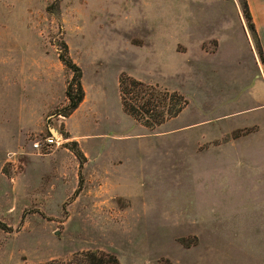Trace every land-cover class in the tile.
<instances>
[{"label":"rangeland","instance_id":"1","mask_svg":"<svg viewBox=\"0 0 264 264\" xmlns=\"http://www.w3.org/2000/svg\"><path fill=\"white\" fill-rule=\"evenodd\" d=\"M263 77L241 0H0V264H264Z\"/></svg>","mask_w":264,"mask_h":264},{"label":"trees","instance_id":"2","mask_svg":"<svg viewBox=\"0 0 264 264\" xmlns=\"http://www.w3.org/2000/svg\"><path fill=\"white\" fill-rule=\"evenodd\" d=\"M241 8L243 16L246 20L248 30L252 35V39L255 43V47L257 49V53L260 59L261 64L264 66V57L262 53V49L250 16V12L248 9V5L246 0H241ZM70 69L74 70L77 73L79 78L80 69L73 65L71 62L65 63ZM120 87V96H121V105L123 110L131 117L136 119L137 121H145L142 117L149 115V109L152 107L151 98L153 88L150 86H144L142 83L128 79L122 78L119 82ZM132 88V89H130ZM141 92V96L138 97L135 95ZM176 96V95H174ZM66 97L68 99V105L65 107L64 112L66 116H68L71 112L76 110L78 106L81 104L84 98V91L82 85L80 84V80L77 79L74 84H69L66 89ZM181 104H179L178 109L176 111H171L169 113V117L173 118L177 116L186 105V102L183 100V97H177ZM148 121V120H147ZM146 127H150L148 122L144 124ZM41 264H120L119 260L112 254H108L102 251H86L74 254L68 260H50Z\"/></svg>","mask_w":264,"mask_h":264},{"label":"crops","instance_id":"3","mask_svg":"<svg viewBox=\"0 0 264 264\" xmlns=\"http://www.w3.org/2000/svg\"><path fill=\"white\" fill-rule=\"evenodd\" d=\"M210 1H222V0H210ZM250 16L262 49L264 57V0H246ZM264 87V77L259 79ZM259 107L264 108V104ZM54 137V136H52Z\"/></svg>","mask_w":264,"mask_h":264},{"label":"built area","instance_id":"4","mask_svg":"<svg viewBox=\"0 0 264 264\" xmlns=\"http://www.w3.org/2000/svg\"><path fill=\"white\" fill-rule=\"evenodd\" d=\"M59 138L60 137H58V135H57V137L50 136V137L46 138L45 139V143H44L45 147L46 148H51L54 144H56L58 142ZM40 146L41 145L39 143H36L34 145V148L37 149V150H39L40 149Z\"/></svg>","mask_w":264,"mask_h":264},{"label":"bare ground","instance_id":"5","mask_svg":"<svg viewBox=\"0 0 264 264\" xmlns=\"http://www.w3.org/2000/svg\"><path fill=\"white\" fill-rule=\"evenodd\" d=\"M55 136V135H54Z\"/></svg>","mask_w":264,"mask_h":264}]
</instances>
